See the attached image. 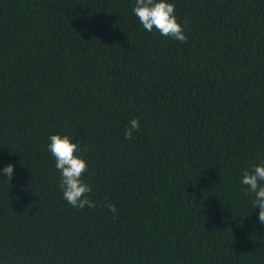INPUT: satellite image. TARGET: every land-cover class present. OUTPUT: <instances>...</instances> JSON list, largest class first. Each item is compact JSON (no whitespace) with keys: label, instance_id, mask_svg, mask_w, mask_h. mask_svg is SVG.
<instances>
[{"label":"trees","instance_id":"16d2710c","mask_svg":"<svg viewBox=\"0 0 264 264\" xmlns=\"http://www.w3.org/2000/svg\"><path fill=\"white\" fill-rule=\"evenodd\" d=\"M168 2L186 43L136 0H0V264H264L242 184L264 164V0ZM56 134L94 208L63 198Z\"/></svg>","mask_w":264,"mask_h":264},{"label":"clouds","instance_id":"9594fccd","mask_svg":"<svg viewBox=\"0 0 264 264\" xmlns=\"http://www.w3.org/2000/svg\"><path fill=\"white\" fill-rule=\"evenodd\" d=\"M133 12L148 32L155 28L162 36L181 43L187 42L184 27L178 23L175 15V5L168 0H136ZM139 131V121L132 119L125 129V139H131L133 134ZM49 139L48 150L55 158L56 169L61 173L60 188L63 198L78 210H83L86 206L94 208L95 202L89 198L92 188L83 179L88 166L78 155L80 146L73 143L67 135H50ZM13 169L14 166L9 164L0 171V175L7 174L10 181L13 178ZM242 184L247 186V194L254 195L253 204L255 208H259V222L264 225V164L254 166L251 171H245ZM105 206L115 217L116 206L110 202Z\"/></svg>","mask_w":264,"mask_h":264}]
</instances>
